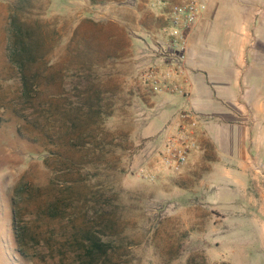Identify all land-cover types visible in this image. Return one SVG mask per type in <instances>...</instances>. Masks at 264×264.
I'll list each match as a JSON object with an SVG mask.
<instances>
[{"label": "rangeland", "instance_id": "rangeland-1", "mask_svg": "<svg viewBox=\"0 0 264 264\" xmlns=\"http://www.w3.org/2000/svg\"><path fill=\"white\" fill-rule=\"evenodd\" d=\"M31 2L19 14V0H0V264H81L86 231L111 243L86 264H264L262 142L227 157L206 141L176 169L161 161L165 139L150 145L163 138L151 137L157 103L142 77L158 8ZM19 17L55 31L47 62L22 72ZM59 197V218H42Z\"/></svg>", "mask_w": 264, "mask_h": 264}, {"label": "crops", "instance_id": "crops-1", "mask_svg": "<svg viewBox=\"0 0 264 264\" xmlns=\"http://www.w3.org/2000/svg\"><path fill=\"white\" fill-rule=\"evenodd\" d=\"M149 1L158 10L147 29L152 37L145 42L149 54L143 64L156 60L154 44L163 36L170 7L190 0ZM202 1L206 9L187 34L188 103L200 117L199 146L212 142L233 157L247 142H262L264 147V0ZM147 92L157 103L151 137H163L151 138L150 145L158 146L181 122L185 101L148 87Z\"/></svg>", "mask_w": 264, "mask_h": 264}, {"label": "built area", "instance_id": "built-area-1", "mask_svg": "<svg viewBox=\"0 0 264 264\" xmlns=\"http://www.w3.org/2000/svg\"><path fill=\"white\" fill-rule=\"evenodd\" d=\"M162 1V0H159ZM206 4L190 0L170 7L162 38L156 40L155 61L148 64L142 74L145 85L154 93L179 95L185 101L181 109V122L165 139L160 157L169 168L184 167L191 154L199 148L198 127L200 117L189 105L190 81L186 63L187 34L197 23Z\"/></svg>", "mask_w": 264, "mask_h": 264}, {"label": "trees", "instance_id": "trees-1", "mask_svg": "<svg viewBox=\"0 0 264 264\" xmlns=\"http://www.w3.org/2000/svg\"><path fill=\"white\" fill-rule=\"evenodd\" d=\"M31 0H19V14L25 7H31ZM16 21V20H15ZM55 35V31L49 28L47 25H43V22L38 20H30L20 19L19 21L13 22L10 27V50L13 61L18 65L19 71H24L27 66H31L33 63H37L38 61L46 60L45 51L48 47H51V43L53 41V37ZM47 62V61H45ZM32 68V66H31ZM30 68V69H31ZM23 85L25 89L28 87L32 91L34 89L33 84L28 81V78L25 76V80H23ZM28 88V89H29ZM72 183V182H71ZM71 183L68 184L67 189H71ZM71 185V186H70ZM48 187V186H47ZM46 187V188H47ZM31 189V188H30ZM40 188H34L30 190L32 194L33 191H39ZM38 195V194H36ZM36 195H34L36 197ZM61 197L54 198V200H49L47 198L39 205V212L42 215V218L47 220H56L59 218L57 216L60 204ZM15 232V243L17 246H21L22 242L20 240L18 229L14 224ZM86 229H82L81 231H86ZM88 240L85 241L83 247L81 248L82 255L78 257V261L81 264L92 263L94 257L97 253L107 254V248L111 245L110 241L106 242L99 235H95L93 232L86 231Z\"/></svg>", "mask_w": 264, "mask_h": 264}]
</instances>
